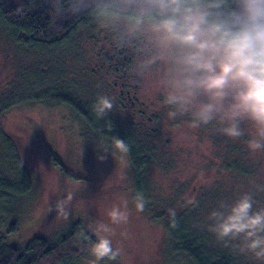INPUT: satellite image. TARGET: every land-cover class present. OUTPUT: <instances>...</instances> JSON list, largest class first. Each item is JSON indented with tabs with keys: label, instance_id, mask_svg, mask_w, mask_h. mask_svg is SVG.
I'll return each mask as SVG.
<instances>
[{
	"label": "rangeland",
	"instance_id": "374dc122",
	"mask_svg": "<svg viewBox=\"0 0 264 264\" xmlns=\"http://www.w3.org/2000/svg\"><path fill=\"white\" fill-rule=\"evenodd\" d=\"M110 22L125 31V21L122 19ZM105 29L101 26L95 29L94 34H81L79 42L85 57L74 65V73L77 77L78 72L88 76L89 68L94 69L96 73L89 78L90 82L93 81L89 90L94 87L100 93L118 94L121 90H126L122 85V74L119 75L115 68H110L102 56L93 58L101 48H96L94 44L103 42ZM137 41L143 43L140 38ZM11 42L13 41L0 31V85L13 77L10 54L13 55L16 48L11 46ZM81 67L84 70H80ZM130 73L132 75V71ZM133 75L131 84L137 87L132 97L138 98L133 111L141 113V121L138 123H143L144 127L141 128L146 133L151 129L157 133L156 141L160 147L156 167L147 172L152 200H148L146 204H155V207L163 210L172 207L179 211L182 201L191 205L199 195L208 192L211 195L217 189L227 194L232 193L234 200L231 201L232 197L229 199L226 196V200L207 202L206 207L219 208L221 202L231 205L242 194L250 193L259 200L257 205L254 204V209L262 208L264 148L253 151L248 146L250 140L259 138L255 127L249 122H243L241 127L244 135L239 139L223 135L219 131L222 125L215 121L206 126L191 128L188 117H168L169 108L163 105V95L154 86L152 79L141 78L134 72ZM115 82L117 84L112 89ZM125 113L123 110L122 114ZM151 116L158 120L150 123L148 117ZM72 121L66 108L51 104L28 103L3 115V128L16 143L21 158L32 175L33 190L22 203L13 207H7V203L0 199V234L4 236L5 231L15 224V231L7 240L24 246L35 236L53 240L56 237L62 238L74 224H81L97 242L95 229L99 224H104L112 231L101 232L100 235L109 236L113 249L120 250L119 255L115 260L107 257L97 260L92 251H89L79 258L78 264H188L183 256H176L168 242H165L164 219L145 208L143 211L137 210L133 169L127 155L109 148L107 158L101 161L98 157L104 153L100 147L111 145L87 133L81 125ZM222 141H227L232 149L240 145L239 151H244L249 164L255 167L256 172L251 179L220 168L224 164L226 153L224 146H219ZM53 159L63 169L56 167ZM259 184L263 185V190L259 188ZM178 193L182 198L180 203L175 202L178 201ZM214 197L215 195H211V200ZM59 201H67L64 209L66 215L56 209ZM114 207L127 212L126 222L112 223L108 214ZM211 213V210H207L204 217L213 222L209 219ZM241 244L238 243L239 246ZM243 255L259 262L262 260L251 252H243Z\"/></svg>",
	"mask_w": 264,
	"mask_h": 264
},
{
	"label": "trees",
	"instance_id": "16d2710c",
	"mask_svg": "<svg viewBox=\"0 0 264 264\" xmlns=\"http://www.w3.org/2000/svg\"><path fill=\"white\" fill-rule=\"evenodd\" d=\"M117 2L118 0H95L98 12L96 16L90 9L75 11L74 9L81 7L80 0H0V31L13 41L11 46L17 49L13 55L8 52L11 56V68L15 70L11 71L13 77L0 85V199L7 203V207H13L22 203L33 190L32 175L21 158L16 143L3 128V115L28 103L62 106L71 114L72 122L81 125L92 136L109 145L117 137L129 145L130 150L126 155L133 169L135 196H142L144 208L164 219L165 242H168L176 256H183L188 264H264V259L259 262L243 255L240 251L242 246L238 245L241 244V238L226 243L218 240L209 230L213 222L208 221L204 214L207 210L213 212L218 207L211 209L206 207V203L226 200V196L230 199L232 193L214 189L211 194L215 195L213 200L208 192L199 195L195 202L188 205L184 201L180 203V192L176 196L178 201H175L181 205L179 211L172 207L163 210L155 207V204H146L148 200H152L147 172L156 167L160 147L156 141L157 133L151 131L153 129L146 133L141 128L144 127L143 123H138L141 121V113L133 111L138 98L132 97L137 87L131 84L134 76L132 69L136 66L137 59L143 57V52L140 51L143 43L138 42L137 37L125 35L123 46H117L114 37L125 32L122 27L110 22L117 19L111 14ZM101 26L106 28L104 40L95 42L94 46L101 48L93 58L102 56L110 68L113 67L116 73L122 74V85L126 90L123 89L118 94L100 93L94 87L89 90L93 82L89 78L96 73L94 69L89 68L88 76L78 72L77 77L74 73V65L85 57L79 42L81 34H94L95 29ZM87 58L90 59V56L87 55ZM82 69L83 67L80 68ZM115 84L117 82L112 89ZM100 96H107L113 101V108L104 119H98L93 111ZM123 110L126 111L125 114H122ZM148 120L151 123L158 119L151 116ZM145 122L148 126L147 120ZM220 144L226 151L224 164L220 168L251 179L256 172L255 167L249 164L244 151H239L240 145L232 149L227 141H222L219 146ZM53 162L56 167L63 169L58 161L53 159ZM259 185L263 190V185ZM253 199L257 205L258 198ZM260 209H264V205L254 210ZM14 225L5 231L4 236L0 234V264H78L79 258L92 251L96 243L81 224H74L62 238L56 237L53 240L35 236L21 246L7 240L15 231Z\"/></svg>",
	"mask_w": 264,
	"mask_h": 264
},
{
	"label": "clouds",
	"instance_id": "9594fccd",
	"mask_svg": "<svg viewBox=\"0 0 264 264\" xmlns=\"http://www.w3.org/2000/svg\"><path fill=\"white\" fill-rule=\"evenodd\" d=\"M80 4L75 11L90 9L98 16L95 0ZM111 14L125 21L124 34L114 37L118 47L125 35L142 40L143 57L132 71L154 81L170 119L188 117L191 128L215 121L231 139L242 137L241 124L249 122L259 137L248 142L249 148H264V0H118ZM112 108L111 98L100 96L93 111L104 119ZM100 148L101 161L109 148L122 154L130 150L117 137ZM66 203L57 202L61 214L66 215ZM136 208L143 211L142 196H137ZM108 215L113 224L127 221V212L119 207ZM209 219L218 240L242 238L241 252L264 259V209L254 210L250 193L231 205L221 202ZM111 231L104 224L95 229L92 254L97 260H115L120 253L108 235H100Z\"/></svg>",
	"mask_w": 264,
	"mask_h": 264
}]
</instances>
